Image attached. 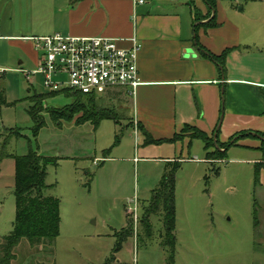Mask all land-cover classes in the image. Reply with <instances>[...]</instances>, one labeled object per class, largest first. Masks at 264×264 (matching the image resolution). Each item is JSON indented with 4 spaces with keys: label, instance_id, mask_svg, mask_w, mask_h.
Masks as SVG:
<instances>
[{
    "label": "rangeland",
    "instance_id": "374dc122",
    "mask_svg": "<svg viewBox=\"0 0 264 264\" xmlns=\"http://www.w3.org/2000/svg\"><path fill=\"white\" fill-rule=\"evenodd\" d=\"M217 5L219 12L236 16L244 34V28L255 30L261 45L264 0H217ZM28 6L15 21L32 29L20 33H62L39 31L51 23L62 25L64 13L49 18L31 0ZM0 69L5 70L0 73V264L7 261L1 246L15 218L14 156L29 149L56 158V165L46 169L45 194L60 201L59 234L51 245L21 239L8 264H264V188L254 183L259 153L232 146L222 160H208L203 140L194 138L182 152L174 149L178 158L165 162L160 158L175 157L173 147L145 142L132 122L133 97L124 89L95 98L117 116L93 129L89 122L77 125V115L71 120L50 116L73 99L50 95L39 74L27 79L26 72L37 65L6 41H0ZM35 94L44 96L41 105ZM29 107L44 121L36 137ZM165 171L175 176L172 248L166 244L162 211L146 214Z\"/></svg>",
    "mask_w": 264,
    "mask_h": 264
},
{
    "label": "crops",
    "instance_id": "0c3cea01",
    "mask_svg": "<svg viewBox=\"0 0 264 264\" xmlns=\"http://www.w3.org/2000/svg\"><path fill=\"white\" fill-rule=\"evenodd\" d=\"M29 1L0 0V41L22 51L28 61L37 65V52L27 39L35 35L20 33L32 28L15 21L19 13L30 9ZM31 2L37 12L46 13L49 18H55L57 13L65 14L62 25L51 23L39 33L57 30L70 36H104L117 39L123 48L131 47V38L138 40L137 68L141 83L132 98V122L153 140L170 139L186 124L208 134L219 124L221 142L242 130L264 132V38L259 45L253 37L257 35L255 30L244 28V34L242 26L235 22L236 16L219 12L218 5V25L194 32L197 23L193 21L192 10L197 8L204 14L203 0ZM198 46L215 55L232 50L220 65L202 57ZM23 62L18 60L19 65ZM163 143L173 147L175 157L160 159L170 162L178 158L174 149L182 152L188 146V138L150 144ZM238 144L236 147L259 153L254 161H260L258 142ZM257 186L264 188V165Z\"/></svg>",
    "mask_w": 264,
    "mask_h": 264
},
{
    "label": "trees",
    "instance_id": "16d2710c",
    "mask_svg": "<svg viewBox=\"0 0 264 264\" xmlns=\"http://www.w3.org/2000/svg\"><path fill=\"white\" fill-rule=\"evenodd\" d=\"M203 1L206 6L204 14L197 8L192 10L193 21L197 23L194 25V32L199 28L208 29L218 25L216 21L217 0ZM213 12L214 14L212 15ZM203 20L206 21L201 22ZM196 42L198 45L197 39ZM198 47L202 57L209 58L220 65H222L227 52L232 50L226 49L221 54L215 55L202 46ZM58 93L71 97L73 101L60 110L52 111L50 116L54 120H71L77 115V125L89 122L93 129H96L101 120L114 119L117 116L113 110L99 107L96 104L95 98L98 96L96 94H81L75 91L62 90L51 92L50 95ZM33 97L37 104L41 105L44 96L35 94ZM1 102L5 103L2 99ZM27 114L34 123L32 133L36 137L44 121L40 116L39 110L36 111L33 107L27 108ZM138 128L144 135L146 143L176 142L187 137L189 144L192 139L199 138L204 142L206 159L215 161L222 160L230 147L239 145L238 142L241 138L249 136L260 139L256 149L260 152L261 159L254 163V183L256 185L259 182L260 169L264 165V132L242 130L230 136L226 141L221 142L219 129H215L208 134L186 124L179 133L174 134L170 139L153 140L146 132L140 129L139 125ZM15 133L21 136L19 132L15 131ZM14 162L15 188L13 193L15 197V218L12 223V229L4 237V242L1 246L2 252L5 253V259H7L2 264H8L12 258L11 250L21 239H26L31 245L39 244L42 241H47L51 245L59 234L60 226V201L52 195L45 194V190L49 187L45 181L46 169L49 165H56V158L44 156L35 150L29 149L24 155H15ZM174 187V172L165 171L158 185L152 191V197L146 212L147 216H149L159 210L162 211L163 228L167 237L166 244L171 248L174 245ZM129 233L125 234V236L129 235Z\"/></svg>",
    "mask_w": 264,
    "mask_h": 264
},
{
    "label": "built area",
    "instance_id": "2783aa9c",
    "mask_svg": "<svg viewBox=\"0 0 264 264\" xmlns=\"http://www.w3.org/2000/svg\"><path fill=\"white\" fill-rule=\"evenodd\" d=\"M27 39L33 43L38 60L37 69L26 72V78L29 74L41 75L44 87L52 92L101 95L107 90L124 89L133 97L141 83L137 68L140 44L136 38L130 39V48L120 47L117 39L104 36L53 33ZM4 71L0 69V73Z\"/></svg>",
    "mask_w": 264,
    "mask_h": 264
},
{
    "label": "water",
    "instance_id": "95a60500",
    "mask_svg": "<svg viewBox=\"0 0 264 264\" xmlns=\"http://www.w3.org/2000/svg\"><path fill=\"white\" fill-rule=\"evenodd\" d=\"M214 14V12L212 13V15ZM217 129H219V124H218V126H217Z\"/></svg>",
    "mask_w": 264,
    "mask_h": 264
}]
</instances>
